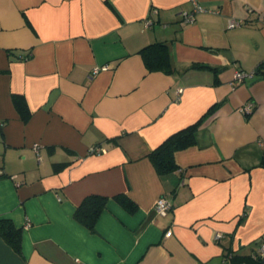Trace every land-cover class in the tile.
Masks as SVG:
<instances>
[{
    "label": "crops",
    "instance_id": "1",
    "mask_svg": "<svg viewBox=\"0 0 264 264\" xmlns=\"http://www.w3.org/2000/svg\"><path fill=\"white\" fill-rule=\"evenodd\" d=\"M195 1L216 12L184 22L192 0H0V219L21 229L19 253L0 236V264H264V0ZM153 42L171 73L146 68L138 51ZM206 112L158 175L150 151ZM89 194L107 197L91 229L74 216Z\"/></svg>",
    "mask_w": 264,
    "mask_h": 264
},
{
    "label": "trees",
    "instance_id": "2",
    "mask_svg": "<svg viewBox=\"0 0 264 264\" xmlns=\"http://www.w3.org/2000/svg\"><path fill=\"white\" fill-rule=\"evenodd\" d=\"M139 54L149 71H161L171 73L174 69L169 54L168 46L165 42H153L139 49ZM195 67H206L201 64H194ZM216 71V69H214ZM255 73L264 77V63L255 69ZM13 102L24 121L28 120L30 111L22 95L13 94ZM210 111V110H209ZM207 112L204 113L196 122L170 134L160 144H158L148 154V158L153 164L158 175H164L176 170L177 165L174 161V152L193 145L196 142L198 126L203 121ZM264 163V159H262ZM122 203L129 206L125 196H117ZM107 197L99 194L86 195L75 209V218L88 228H92L101 211L105 207ZM0 236L10 245L14 251L20 252L21 229L17 228L8 218L0 219ZM255 253V255H257ZM237 260L252 259L250 255H236ZM258 262L264 263V257H254Z\"/></svg>",
    "mask_w": 264,
    "mask_h": 264
},
{
    "label": "built area",
    "instance_id": "3",
    "mask_svg": "<svg viewBox=\"0 0 264 264\" xmlns=\"http://www.w3.org/2000/svg\"><path fill=\"white\" fill-rule=\"evenodd\" d=\"M193 2V9L191 12L189 13H184L183 15V21L184 22H191L194 18V14L196 12H204V11H209V12H216V10L213 9H208L202 5H200L199 3H197L195 0H192ZM261 21L262 23H264V16L261 17ZM241 23H243V19H239V18H234L231 17L228 21V27H236L238 25H240ZM150 24V21L146 22V26H148ZM107 65H104L102 68H107ZM101 68V69H102ZM100 68L95 67L94 68V72H97ZM236 78L241 80L243 78V74L241 72L236 73ZM244 112H251L253 105L251 103H246L245 105H243L242 107ZM262 147H264V141H261ZM91 152H99L101 151L100 147H92ZM154 209L156 211V213L160 216H165L168 214V212L171 211L172 209V204L170 202V200H168L165 196L159 197L156 202H155V206ZM171 234V230L168 229L165 233L166 236H169ZM220 233H218L216 235V237H220ZM254 257H264V238L261 239L260 244H259V249H258V254L254 255Z\"/></svg>",
    "mask_w": 264,
    "mask_h": 264
}]
</instances>
